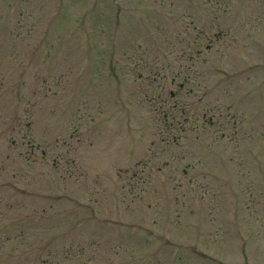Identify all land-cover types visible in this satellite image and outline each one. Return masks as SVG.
Wrapping results in <instances>:
<instances>
[{
  "label": "rangeland",
  "instance_id": "rangeland-1",
  "mask_svg": "<svg viewBox=\"0 0 264 264\" xmlns=\"http://www.w3.org/2000/svg\"><path fill=\"white\" fill-rule=\"evenodd\" d=\"M0 264H264V0H0Z\"/></svg>",
  "mask_w": 264,
  "mask_h": 264
},
{
  "label": "flooded vegetation",
  "instance_id": "flooded-vegetation-1",
  "mask_svg": "<svg viewBox=\"0 0 264 264\" xmlns=\"http://www.w3.org/2000/svg\"><path fill=\"white\" fill-rule=\"evenodd\" d=\"M205 49H209L207 44L205 45Z\"/></svg>",
  "mask_w": 264,
  "mask_h": 264
}]
</instances>
